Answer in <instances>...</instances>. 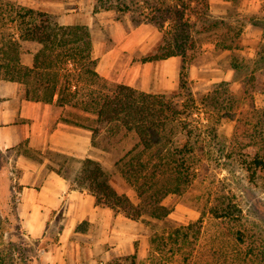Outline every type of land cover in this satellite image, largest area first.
Returning <instances> with one entry per match:
<instances>
[{
  "label": "trees",
  "instance_id": "16d2710c",
  "mask_svg": "<svg viewBox=\"0 0 264 264\" xmlns=\"http://www.w3.org/2000/svg\"><path fill=\"white\" fill-rule=\"evenodd\" d=\"M179 3L178 0L177 5L172 6L168 0H93V13L112 11L117 16H129L137 12L140 18L137 25L147 22L162 29L167 22L176 28V21L186 23L185 14L178 10ZM145 10L149 14H145ZM223 25L224 22L215 21L209 26L202 20L201 29L194 34H209ZM170 35L167 32V36ZM239 36L240 31L231 27L215 32V48L237 51ZM166 39L165 44L142 58L141 63L180 57L182 65L176 92L146 93L116 84L111 90H91L81 97L80 86L90 88L103 83V78L95 71L96 60L91 56L90 29L85 25H61L55 15L0 1V81L21 85L27 101L50 104L56 97L58 106H69L95 115V122L106 125L109 136L123 130L136 138L131 149L113 166L120 179L135 193L137 204L114 190L110 173L96 159L85 157L79 160L80 167L72 181L65 169L68 158L64 157L55 170L73 190L91 195L96 206L108 208L131 221H137L143 215L158 220L165 218L170 209L164 206V200L182 195L195 179L199 161L195 160L194 153L198 147L202 151L205 142L200 131L194 132V128L198 129L202 124L192 118L193 115L200 116V106L208 102L212 110L226 115L245 107L249 111L243 110V114H253L258 110L254 106V94L264 95V44L250 63L235 54L230 57L231 71L243 74L245 79L240 95L231 89L230 82L223 81L214 84L210 95L197 105L186 79L187 67L199 55L194 51L200 43L197 44L190 34L184 35L183 31ZM24 44L27 49H24ZM23 53L32 55L31 67L20 62ZM258 114L259 119L248 124L253 130L248 136L251 144H239L241 149L253 147L250 160L243 161L251 181L257 169L264 170V138H260L264 133V109ZM73 125L89 130L93 138L99 133L96 128ZM255 141L261 142V147ZM220 211L222 217L230 216L228 211ZM216 212L218 210L213 211ZM195 226L194 223L174 227L153 236L149 241L155 247L151 257L153 264H161L158 257L164 252L168 253L165 259L170 264H188L191 248L198 239L199 232Z\"/></svg>",
  "mask_w": 264,
  "mask_h": 264
},
{
  "label": "rangeland",
  "instance_id": "374dc122",
  "mask_svg": "<svg viewBox=\"0 0 264 264\" xmlns=\"http://www.w3.org/2000/svg\"><path fill=\"white\" fill-rule=\"evenodd\" d=\"M0 1L32 9H35L37 3L40 2V6L35 9L39 11L44 9L45 2V0ZM64 1L69 3L68 12L81 8L82 18L88 17L87 13L93 15V29L90 30L92 43L93 41L103 42L107 50L122 42L115 29H109L108 23L100 24V22L108 20L110 16L120 24L119 31L123 37L127 33V51H123L117 60L116 80L103 79L101 85L97 83L90 88L80 86L81 97L91 90L94 92L111 90L116 84L126 85L127 82H136L139 86L143 82V73L145 72L148 74L146 77L150 90L148 93L176 92L178 77L173 72L172 63L156 65L155 61L151 62L154 63L152 66L141 63V59L165 44L166 38L171 39L175 33L183 31L184 35L190 34L197 44L198 42L201 44H198L199 47L194 51L199 55L187 67L186 79L198 105L202 98L210 95L213 85L217 84H211L210 81L211 79L215 80L217 76V73L210 67L217 52L214 50L204 54L209 52L207 49L209 47L204 43L213 42L215 32L225 30L226 27L240 31L239 48L241 46H256L258 41L256 34L259 37L260 33L264 38V0H179L180 8L178 10L185 14L186 23L176 21L175 26L177 27L173 28L166 22L162 29L147 22L137 25L136 22L140 19L137 12L129 16L123 14L117 16L112 11L93 13V5L92 10L88 9L91 5L88 0H83V3L79 0ZM168 2L172 6H176L178 0H168ZM104 12L109 13L105 15ZM144 12L149 14L146 10ZM202 20L207 21L209 26L211 22L215 21L224 22V25L218 31L196 36L194 32L201 29ZM167 32L171 33V37L167 36ZM144 36L148 39L145 42L146 46L144 44L134 45ZM23 47L24 49L28 48L25 44ZM177 58L181 67L182 60L180 57ZM228 59L225 57L217 61V67L226 66ZM196 65H206L208 70L200 72V74L199 70L194 67ZM243 78V74L238 73H234L232 76V79L237 83L231 89L238 95L243 90L245 80ZM199 80L202 83H199ZM253 102L255 108L258 109L255 113L252 112L253 114H243V110L249 111L245 107L226 115L212 110V105L208 102L200 106L202 113L199 117L193 115L192 118L202 124L198 129L194 128V132L197 134L200 131L205 142L203 146L201 144L203 150L200 151L201 147H198L194 153L195 160L199 161L195 179L182 195L164 200V206L170 209V213L165 218L158 220L143 215L139 220L133 221L142 227V238H145L146 241L144 244L137 243L133 254L115 257L105 264H153L151 257L154 256L155 247L149 244L150 239L155 235H161L163 230L185 227L194 223L196 225L194 229L199 233L197 242L191 248L192 254L188 264H264V170L257 169L256 175L251 181L243 161L250 160L253 147L248 149L239 147V144H251L248 136L252 134L253 130L252 126H248V124L255 123L256 118L259 119L258 113L264 109V95L255 93ZM66 118L68 123H77L98 130L99 133L94 138L91 133L90 149L88 154H84L81 159L89 157L100 161L111 175V185L114 190L118 194L126 195L133 204H137L135 193L120 179L113 166L135 144L136 138L133 134H125L123 130H118L116 135L109 136L106 125L97 124L95 115L85 113L80 109L78 112L68 113ZM191 126L193 127V124ZM260 138H264V133ZM255 142L261 147V142ZM29 155L34 159H39L36 154L29 153ZM44 157L58 163H62L64 158L51 153H45ZM81 159L72 160L69 158V161L66 162V174L71 181L78 173L80 167L78 161ZM54 167L56 166L54 165ZM214 210H218V212L213 213ZM220 210L228 211L230 216L222 217ZM30 255L31 251L24 243V237L18 230L8 228L4 218L0 215V264H32L28 259ZM168 256V253L164 252L158 257L161 258L159 262L170 264V261L165 259ZM154 261L157 262L156 259Z\"/></svg>",
  "mask_w": 264,
  "mask_h": 264
},
{
  "label": "crops",
  "instance_id": "0c3cea01",
  "mask_svg": "<svg viewBox=\"0 0 264 264\" xmlns=\"http://www.w3.org/2000/svg\"><path fill=\"white\" fill-rule=\"evenodd\" d=\"M88 1L91 9L93 0ZM68 5L64 0H45L40 11L57 16L61 25H85L93 29L91 13L82 18L81 8L68 12ZM39 6L40 2L35 9ZM101 23L115 29L122 42L106 50L103 42L93 41L91 56L96 60L95 71L101 78L116 80L117 60L127 51V33L123 37L120 24L111 16ZM256 35L260 41L256 46H241L237 51H221L215 48L214 42L204 43L209 47V52L204 54L217 52L210 66L217 76L210 80L211 84L224 81L232 87L236 85L229 67L230 57L235 54L252 62L264 44L261 34ZM146 41L144 36L134 45L146 46ZM225 57L229 58L228 64L218 68L216 62ZM32 61L31 54L23 53L20 57V62L27 67L32 66ZM177 61V57H172L155 64L172 63L178 77L180 62ZM194 67L199 73L208 70L206 65ZM147 75L143 73L141 85L127 82L126 86L148 93ZM55 101L56 97L50 104L27 101L21 85L0 81V215L8 228L18 230L24 237L32 264H105L115 257L133 254L137 243L146 242L142 227L108 208L96 206L94 198L86 192L73 190L55 171L61 162L44 157L45 153H51L81 159L91 146V132L65 120L68 113L79 109L61 107ZM29 153L36 154L40 161Z\"/></svg>",
  "mask_w": 264,
  "mask_h": 264
}]
</instances>
